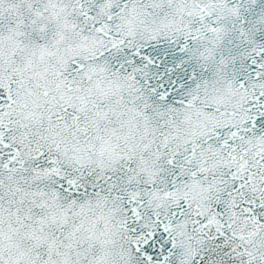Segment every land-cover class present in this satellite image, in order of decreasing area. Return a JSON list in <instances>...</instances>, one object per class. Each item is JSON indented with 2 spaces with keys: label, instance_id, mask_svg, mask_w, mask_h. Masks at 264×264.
<instances>
[{
  "label": "snow or ice",
  "instance_id": "1",
  "mask_svg": "<svg viewBox=\"0 0 264 264\" xmlns=\"http://www.w3.org/2000/svg\"><path fill=\"white\" fill-rule=\"evenodd\" d=\"M0 264H264V0H0Z\"/></svg>",
  "mask_w": 264,
  "mask_h": 264
}]
</instances>
